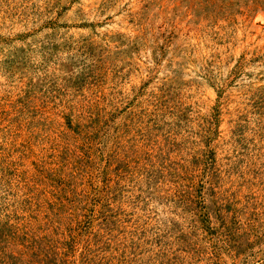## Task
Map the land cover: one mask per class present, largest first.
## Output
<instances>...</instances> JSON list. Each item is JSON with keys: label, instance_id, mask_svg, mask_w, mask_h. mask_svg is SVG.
I'll use <instances>...</instances> for the list:
<instances>
[{"label": "rangeland", "instance_id": "374dc122", "mask_svg": "<svg viewBox=\"0 0 264 264\" xmlns=\"http://www.w3.org/2000/svg\"><path fill=\"white\" fill-rule=\"evenodd\" d=\"M0 264H264V0H0Z\"/></svg>", "mask_w": 264, "mask_h": 264}]
</instances>
